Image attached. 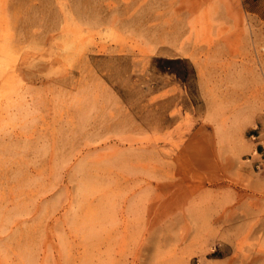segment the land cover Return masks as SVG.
Masks as SVG:
<instances>
[{
  "label": "rangeland",
  "instance_id": "1",
  "mask_svg": "<svg viewBox=\"0 0 264 264\" xmlns=\"http://www.w3.org/2000/svg\"><path fill=\"white\" fill-rule=\"evenodd\" d=\"M0 264H264V0H0Z\"/></svg>",
  "mask_w": 264,
  "mask_h": 264
}]
</instances>
